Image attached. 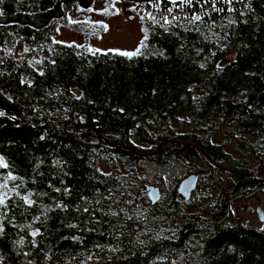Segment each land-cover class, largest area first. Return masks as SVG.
<instances>
[{"label":"trees","instance_id":"trees-1","mask_svg":"<svg viewBox=\"0 0 264 264\" xmlns=\"http://www.w3.org/2000/svg\"><path fill=\"white\" fill-rule=\"evenodd\" d=\"M79 3L0 0V264H264V226L222 221L264 188V0L141 19L131 56L57 40ZM142 158L205 190L152 204Z\"/></svg>","mask_w":264,"mask_h":264},{"label":"rangeland","instance_id":"rangeland-1","mask_svg":"<svg viewBox=\"0 0 264 264\" xmlns=\"http://www.w3.org/2000/svg\"><path fill=\"white\" fill-rule=\"evenodd\" d=\"M156 1L157 0L144 2L153 3ZM89 2L90 0H82L84 6H88ZM134 3L136 2H129L126 0H92V4L85 10H82L80 4H77L67 13V21L71 26L62 24L58 26L57 40L66 44H75L81 49L87 47L83 50L133 53L141 45V39L144 37L140 23V20L144 18H141V16L135 13L132 6ZM82 22L86 23L85 28L82 27ZM76 24H79V27H77ZM76 28H78V30H76ZM217 141L222 143V138L219 136ZM247 143H250V141L247 140ZM255 144L256 142L254 143V149L257 148ZM226 145L225 150L231 155V157L228 158L230 161H245L244 157L236 156L237 151L233 140L226 139ZM250 152L252 153V149H250ZM146 161L148 163H145ZM253 161H255L254 158ZM142 162H144V164ZM151 164L155 166L153 162L144 158L140 159V161H138L139 176L146 184L155 185L154 181L156 179L159 178L161 181L164 178L162 175L154 174L147 169ZM262 166H264V164ZM181 169L183 171L185 170L182 167ZM186 176L187 175H184L182 178H177L174 183L179 182L180 184V181L185 179ZM205 178L207 177H202L198 181L201 191H204L206 187L204 181L207 179ZM172 184L170 186H172ZM178 187L179 185H177V190ZM164 188L165 190L163 192L166 193H164L163 199H166L170 191L168 185L165 183ZM262 196L263 193L260 191L230 202L228 208L234 223L247 225L257 230L261 229L264 226V221L261 222L257 217L256 208L257 206H262V210H264V199ZM228 218L225 219L226 222L224 221L223 224L228 223ZM173 222L177 221H172L171 223Z\"/></svg>","mask_w":264,"mask_h":264},{"label":"built area","instance_id":"built-area-1","mask_svg":"<svg viewBox=\"0 0 264 264\" xmlns=\"http://www.w3.org/2000/svg\"><path fill=\"white\" fill-rule=\"evenodd\" d=\"M234 1L237 0H231V2H229V0H206L201 3H196V2H191V3L200 6L199 12H197L195 15H199L200 17H202L203 15L208 14L209 10H211L212 8L215 7L221 8L223 6H226V10H229L235 8L236 6H239L242 3V0L237 3H234ZM184 3L186 2H181L177 4L167 3V6H165L162 0H157L156 2L153 3H145V2L134 3L132 6L135 13L144 19L160 20L163 17L172 16L171 18L175 17V19L178 20V19H185L189 15V10H188L189 3L186 4ZM168 9H171L172 11L169 12ZM263 190L264 188L261 189V191ZM225 218L222 221H224ZM172 221H177V219L170 218L167 220V224L171 223Z\"/></svg>","mask_w":264,"mask_h":264},{"label":"water","instance_id":"water-1","mask_svg":"<svg viewBox=\"0 0 264 264\" xmlns=\"http://www.w3.org/2000/svg\"><path fill=\"white\" fill-rule=\"evenodd\" d=\"M126 1L140 3V2H144V1H154V0H126ZM165 1L167 3L173 4L171 2V0H165ZM203 1H206V0H192V2H196V3H201ZM179 2H181V0H176V3H179ZM91 4H92V0H90L88 6H84L83 4L82 5L80 4V6H81L80 8L82 10H85ZM171 162L175 163L173 160H171L170 163ZM199 177H200V174H187L185 179H183L180 182L179 187H178V194H179V197L181 198L182 201L186 202L190 199L192 193L197 188ZM145 191H146V194L149 197L150 201L152 202V204H156L157 202H159L160 197H161L160 189H158L157 187H155L153 185L146 184V190ZM260 212H259V214H260ZM262 215L263 214L259 215V219L261 222L264 221V218L262 217Z\"/></svg>","mask_w":264,"mask_h":264},{"label":"bare ground","instance_id":"bare-ground-1","mask_svg":"<svg viewBox=\"0 0 264 264\" xmlns=\"http://www.w3.org/2000/svg\"><path fill=\"white\" fill-rule=\"evenodd\" d=\"M80 4L84 5V3H82V0H80ZM170 165H165L163 166V168H158L159 166H154V167H157L155 170H154V174H160L163 176V180L165 182L166 185H171L172 183H174V181L177 179V178H182L184 175H186V171L182 170L181 167L175 163H169Z\"/></svg>","mask_w":264,"mask_h":264},{"label":"snow or ice","instance_id":"snow-or-ice-1","mask_svg":"<svg viewBox=\"0 0 264 264\" xmlns=\"http://www.w3.org/2000/svg\"><path fill=\"white\" fill-rule=\"evenodd\" d=\"M171 2L173 4L176 3V0H171ZM181 2H186V3H191L192 0H181ZM229 2H231V0H229ZM169 12H171L172 10L171 9H168ZM173 19H175V17H173ZM201 19V17L199 15H193L191 17V22H195V21H199ZM165 23H170V21L167 20V18H165ZM25 51H27V48L25 49ZM137 52H139V49H137ZM123 55H128V56H131V55H134L136 53H121ZM0 166H6V165H3L2 163V160H0ZM6 179H15V177H7ZM3 187H6V185H3ZM22 199L24 200L25 204H28V205H31L33 203V201L31 199L28 198V196H24L22 197ZM5 203V198L4 197H0V205H3ZM3 229L0 228V231H2ZM33 236L37 235V232H33L32 233ZM21 243H23V241L21 240L20 241Z\"/></svg>","mask_w":264,"mask_h":264},{"label":"flooded vegetation","instance_id":"flooded-vegetation-1","mask_svg":"<svg viewBox=\"0 0 264 264\" xmlns=\"http://www.w3.org/2000/svg\"><path fill=\"white\" fill-rule=\"evenodd\" d=\"M259 212H260V214H259ZM261 214H263L262 217L264 218V210H262V206H257V208H256V215H257V217L259 218V215H261ZM232 218H230V220L228 221V224L229 225L230 224H235L234 223V220Z\"/></svg>","mask_w":264,"mask_h":264},{"label":"clouds","instance_id":"clouds-1","mask_svg":"<svg viewBox=\"0 0 264 264\" xmlns=\"http://www.w3.org/2000/svg\"><path fill=\"white\" fill-rule=\"evenodd\" d=\"M224 221H225V220H224ZM224 221H223V222H224Z\"/></svg>","mask_w":264,"mask_h":264},{"label":"crops","instance_id":"crops-1","mask_svg":"<svg viewBox=\"0 0 264 264\" xmlns=\"http://www.w3.org/2000/svg\"><path fill=\"white\" fill-rule=\"evenodd\" d=\"M264 187V186H263Z\"/></svg>","mask_w":264,"mask_h":264}]
</instances>
